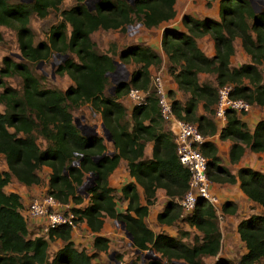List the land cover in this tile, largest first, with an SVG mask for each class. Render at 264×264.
I'll return each instance as SVG.
<instances>
[{
  "label": "trees",
  "instance_id": "obj_1",
  "mask_svg": "<svg viewBox=\"0 0 264 264\" xmlns=\"http://www.w3.org/2000/svg\"><path fill=\"white\" fill-rule=\"evenodd\" d=\"M62 1L0 0V26L14 31L19 52L18 61L7 56L0 60V154L7 167V171H0V264H99L92 259L108 248V239L95 235L93 252L87 254L84 249H77L70 239L71 228L66 225L49 229L47 238L30 237L27 218L20 214L19 196L13 192L6 194L3 188L11 177L25 186L39 184L35 171L41 166L50 169L46 193L57 201L79 205L86 197L84 208L71 206L69 209L75 215V223L84 221L91 232L98 233L105 216L123 222L135 249L139 252L151 249L159 254V259H164L163 263L152 259L143 264H176V261L204 264L202 258L215 256L220 248L215 209L198 198L193 209L181 217V208L175 199L187 189L188 172L177 161L171 134L159 117L154 95L150 93L144 105L132 106L129 113L118 101L126 96L129 88H147L148 69L160 64L159 55L141 44L123 48L118 60L137 68L127 82L117 83L112 93L104 96L106 75L114 70V60L108 53L98 52L90 38L97 29L122 30L132 23L147 29L156 27L174 17L175 0H98L93 7L87 6L84 0H72L74 4L59 10ZM259 1L218 0V20L184 14L180 21L185 31L162 30L160 47L169 63L168 73L177 89L188 94L180 103L169 91L173 114L185 122H195L204 137L216 133L210 116L218 86L229 84L232 97L264 108V84L258 69L259 65L264 67V6L257 5ZM51 10H59V22L49 27L48 40L33 43L30 16L43 18ZM206 34L213 41L211 57L205 56L195 44V38ZM235 38L240 40L250 62L230 68ZM53 55H65L55 68L57 74H65L72 81L64 91L40 85L41 76L33 70L38 62ZM199 72L213 73L215 87L199 83ZM14 76L20 80L17 87L3 81ZM199 102L203 115L195 113ZM82 103H88L99 114L111 137V154L96 161L95 156L107 151L102 136L83 137L74 126L69 110ZM218 138L232 142L228 153L231 164L237 162L243 147L264 154V119L258 120L250 132L237 114L228 110ZM147 141L152 142L151 157L145 159L143 148ZM199 150L206 158L210 182H238L240 191L262 208L259 214L241 218L235 231L245 249L238 264H264V173L241 166L235 175L231 174L220 164L214 144L207 139ZM120 158L126 161L134 182L142 187L145 204H139L135 184L128 182L121 187L119 197L127 201L126 207L123 212H116L114 189L108 186L107 177ZM74 161L76 165H72ZM89 173L95 175L94 183L81 192L78 188ZM156 188L164 189L168 197L156 221L171 225L183 219L200 234L194 236L191 244L184 241L187 230L177 229L171 236L154 233L144 224L147 206L154 202ZM219 210L221 214H233L235 204L225 201ZM55 239L63 245L49 257L48 243ZM213 264L228 262L218 258Z\"/></svg>",
  "mask_w": 264,
  "mask_h": 264
},
{
  "label": "crops",
  "instance_id": "obj_2",
  "mask_svg": "<svg viewBox=\"0 0 264 264\" xmlns=\"http://www.w3.org/2000/svg\"><path fill=\"white\" fill-rule=\"evenodd\" d=\"M206 2H207L206 0H175L174 5H173L175 15L172 19L165 21V22H161L156 27H151L148 29L144 28L139 23H136L135 24L137 27L136 31H137V33L141 34V41L139 44L147 46V47L151 48L153 51H155L161 59V62H160L161 66H163L164 64H167L168 60H167L166 56L164 55V53L160 47V39H161L162 30L165 28H169V29H175L178 31H185L182 24H181V21H180L181 16L184 14H188V15H190L194 18H198V19L211 18L213 20H218L219 19V16H218V0H209V2H207V3ZM100 31L111 32V31H117V30L97 29L94 32L97 33ZM94 32H92V33H94ZM92 33L90 34V38L92 37ZM195 44L202 51V53L205 56L211 57L214 55L213 41L208 34L203 35V36L198 37V38H195ZM232 46H233V54L229 57V67L230 68L238 67L239 65H241L243 63H249L250 62V57L243 51L241 44H240V40L238 38H235L232 41ZM154 68L155 67L150 66L148 69L149 73H150V71H153ZM204 75L211 76V82L210 81L208 82L205 80L200 81V79H203ZM161 77H162V80H163L166 88L168 89V92L173 91L177 95L178 91H180V90L177 89V86L174 83V81L172 80V78L170 77V75L165 73L164 71H162ZM199 77H200V79H199ZM214 77H215V75L213 73L199 72L197 74V79H198L199 83H202V82L208 83L209 85H211L213 87H215ZM175 99L178 100V98L176 96H175ZM124 101L127 102V106H126L127 110L126 111H127V113H129L132 105L128 102V100L126 98ZM180 103H182V102H180ZM201 104L202 103L199 102L197 105L196 112H195L196 115L205 114L203 112ZM237 117L242 122L245 123L246 127L251 132L255 123L258 120L264 119V108L260 107V106H251V109L248 112L237 113ZM210 118L216 127V133L211 135V136H207L206 139L211 141L214 144V146L216 148V155L220 159V164L223 165L224 167H226L228 169V171L233 175H235L237 168L241 167V166L249 167L253 170H257V171L264 173V154L260 153V152H252L247 147H243V152H242L241 156L239 157V159L237 160L236 163L231 164L229 162L228 153H229V148H230L232 142L228 139L220 140L218 138V133H219L220 129L224 126L225 119L224 120H216L213 118L212 115L210 116ZM151 147H152V142L147 141L144 145V148H143V158L146 159V158L151 157ZM0 171H7V167H6L4 158L1 154H0ZM40 171L43 172L45 175L40 176V173H41ZM35 172L40 179L39 184H40L42 191L44 192L47 188V178H48V174L50 172V169L46 166H41ZM128 182H134V179H133V177H131L129 175V173L127 171L126 161L123 158H120L118 160L115 168L111 171V173L107 177L108 186H110L111 188L114 189V196H115L114 201H115L116 212H123V210L126 207L127 201L123 200V199H119V201H117L118 200L117 198L120 197L121 187ZM39 184H35V185L31 184L29 186H25V185H22L19 182H17L15 180V178L11 177L10 181L3 188L4 193L7 194L10 192H13L19 196L20 202H21L20 214L25 219L27 218L25 216L26 215L25 214V208H26V205H27L28 200H29V194L35 193V191L38 190L37 186ZM134 184H135V190H136L137 195H138V202L140 205H144L145 200H144L143 189L139 184H137L135 182H134ZM210 190L220 200V205L225 201H229V202H232L235 204V212L233 214H230V215L229 214H222L224 217V223L226 226H227V222H231L234 220V219H232L234 217H235L234 226H236V224L238 223V221L241 218L248 216V215H246V216L242 217V214H244V213H242L243 212L242 209L244 207H246L248 210L250 207L255 208L256 207L255 205H258L256 203L250 201L240 191V189L238 187V182L231 183V184L230 183H214V182H211L210 183ZM167 200H168V197L165 195L164 189L156 188L155 189V200L151 205L147 206V215L143 219V221H144V224L146 225V227H148L154 233H155L156 229H157L156 231L160 230V227L172 228L174 230L175 226L173 224L174 223L179 224V220L175 221L171 225L160 224L156 221L157 213H159L163 209ZM68 204L73 205L75 207L84 208L87 204V199H84L82 201V203H80L79 205H74L71 202H68ZM109 220H111V219L108 218L107 216H105L103 218V222H107ZM42 222H43V219L40 217L26 219V223H27L26 227H27V230H28L30 237H31V233H33L37 229L36 225H38L39 223H42ZM76 225H78V226H75V228L71 229V231H70V239L74 243L75 247H81L82 245L79 243L84 244L85 240L83 238H81L82 234H87L88 236L91 237V240L93 239V237L95 235L104 236V234L102 233V228L99 230L98 233H94V232H91L87 228L84 221L76 223ZM185 225H187V224L184 223V228H183L184 230H186ZM159 232H157V233H159ZM168 235L174 236L175 234L173 235V233L169 232ZM53 244H54V249H55V248L61 247L63 245V242L59 239H55V241H53ZM48 247H49V245H48ZM90 250H91V252H93L92 241L90 243ZM90 250H87V251H90ZM85 252H86V250H85ZM100 253L101 252H99L98 254H100Z\"/></svg>",
  "mask_w": 264,
  "mask_h": 264
},
{
  "label": "rangeland",
  "instance_id": "obj_3",
  "mask_svg": "<svg viewBox=\"0 0 264 264\" xmlns=\"http://www.w3.org/2000/svg\"><path fill=\"white\" fill-rule=\"evenodd\" d=\"M86 5L91 7L93 0H84ZM131 1V0H129ZM209 2V0H206ZM206 2V3H207ZM74 4L72 0H63L61 4L59 5V10L63 8H67ZM263 4L262 0H260L257 5L261 6ZM59 10H51L49 13L43 17V18H38L35 15H31L29 19V26L32 30L33 34V43H37L40 40L46 41L48 40V30L49 27L58 23L60 20L59 16ZM136 23H132L131 25L127 26L125 29L122 30H117V31H111V32H105V31H100L97 33H92L91 40L94 43L95 49L98 52L101 53H108L113 60H115L118 63H121L118 60V53L125 48L126 46L132 45V44H139L141 41V34L137 33V27L135 25ZM0 60L2 57L7 56L10 57L14 61H18V49L15 41V36H14V31L10 28L0 26ZM70 57L74 58L73 54H68ZM61 59L57 57L56 55L50 56L46 61H42V63L38 62L35 66H33L34 73L36 75L41 76L39 82L40 85L46 88H54L60 91H64L68 86L72 85V81L68 78L67 75L65 74H57L55 72V68L59 64ZM169 63L164 64L161 66L160 64L158 66H155L154 70H160L164 71L165 73H168V68ZM123 70L120 66H118V69L116 71V76H110L107 74L106 76V84H105V89L103 90V95L104 96H109L112 93L111 89L115 83L113 80H118V82H127L130 74L133 70L137 68L136 65L132 63H127L123 64ZM32 68V66H31ZM115 69V65H114ZM258 69L262 75V83L264 84V67L262 65L258 66ZM153 70V71H154ZM153 71H150L153 72ZM203 76V79H200V81L205 80V81H210L211 82V76ZM123 77V79H122ZM124 77H126L124 79ZM3 81L12 87H17L19 85V78L18 77H5L3 78ZM203 83V82H202ZM114 88V87H113ZM172 92V97L175 98V96L178 98L180 102H184L188 94L183 92V91H178L177 95ZM125 96L120 97L118 101L125 107L127 110V102L124 101ZM2 110V106L0 105V111ZM70 113L72 115V121L73 119H76L80 124H87L90 126L95 125L96 128V134L99 136H102L101 129L99 127L100 123V117L99 114L93 111L88 103H82L79 106H72L69 108ZM164 124V123H163ZM192 124H195V122H192ZM103 138V142L106 146L107 151H112V146L109 141H106ZM76 165V164H74ZM41 172V171H40ZM45 174L43 172L40 173V176H44ZM48 179V178H47ZM42 180V179H41ZM43 182V181H42ZM89 185V182L86 183V186ZM38 190L35 191V193H30L29 194V200H32L37 197V195H42L43 193H46V190L43 192L40 184L37 186ZM40 189V190H39ZM80 190H84L83 188ZM215 195V194H214ZM216 196V195H215ZM217 198V196H216ZM86 199V197H85ZM119 201V198H117ZM218 203L220 204V200L217 198ZM28 204V203H27ZM68 206H73L68 204ZM255 208H249L247 210L246 207H244L242 210L244 214H242V217L256 213L259 214L262 212V209L258 206L255 205ZM219 208V207H217ZM184 214L182 213L183 217ZM184 218V217H183ZM235 220V217L232 218ZM183 219L179 220V224H173L175 226V229L173 230L172 228H162L160 227V230L156 231L157 232H164L166 234L173 233L176 234L177 229H182L184 230V221ZM234 220L231 222H227V226L224 223V217L221 215V219L218 220V227L220 231V248L218 253L215 256H205L202 258V261L204 264H213L214 261L218 258L225 259L228 264H238V259L240 255H242L245 252L244 245L240 240L238 239V236L235 231V226H234ZM44 223V220L42 223H39L36 225V230L31 233V238L38 236V237H43L47 238L48 231L47 232H42V224ZM78 226V225H76ZM102 233L104 236L108 239V248L106 252H101L92 259L93 263H99V264H143L146 261L152 260L150 258H145L142 254H145L147 250L140 251L138 253L135 252V248L129 244L128 238L124 235V231L120 228V224L114 220L111 219L107 222L102 223ZM185 228L188 232V236L184 238V241L186 243L191 244L192 241L194 240V236L200 235L197 231H195L192 227H189L188 225H185ZM81 238H83L84 244L79 243L82 246L81 247H76L77 249H84L86 250L87 254L91 253L90 250V243H91V237L88 236L87 234H82ZM52 240L51 242L48 243L49 247L47 249L49 257L52 256L55 250L58 248L54 249V244ZM74 244V243H73ZM90 250V251H87ZM153 254L159 257V254L153 251ZM120 256V258L116 257ZM161 263L164 262L163 258L159 259ZM176 264H185L182 261H176Z\"/></svg>",
  "mask_w": 264,
  "mask_h": 264
},
{
  "label": "built area",
  "instance_id": "obj_4",
  "mask_svg": "<svg viewBox=\"0 0 264 264\" xmlns=\"http://www.w3.org/2000/svg\"><path fill=\"white\" fill-rule=\"evenodd\" d=\"M231 91L232 86L229 84L216 87V101L212 113L214 119L224 120L228 110L237 114L251 109V105L245 100L232 97ZM150 93L156 99L160 119L171 134L177 161L188 172L187 189L181 197L175 199L176 204L186 215L193 209L196 200L202 198L215 209L217 219L220 220L222 215L219 210L220 204L210 190L211 182L206 174V158L199 150L200 144L206 140L207 136L204 137L199 132L196 124L185 122L174 116L172 99L162 80L160 70L150 73L146 89L129 88L125 98L132 106L144 105ZM70 207L68 203H60L51 195L43 193L28 202L25 216L27 219L42 218L44 220L42 232L62 225L73 229L76 226L75 215L69 210Z\"/></svg>",
  "mask_w": 264,
  "mask_h": 264
},
{
  "label": "water",
  "instance_id": "obj_5",
  "mask_svg": "<svg viewBox=\"0 0 264 264\" xmlns=\"http://www.w3.org/2000/svg\"><path fill=\"white\" fill-rule=\"evenodd\" d=\"M21 1H24V2H31L32 0H21ZM98 0H93V3H92V7H93V4L94 3H96ZM129 1V0H128ZM132 1V0H131ZM131 1H129V2H131ZM85 2V1H84ZM251 2V4H252V6H254L253 5V1H250ZM262 2H263V6H264V0H262ZM88 9H89V7H88ZM256 10V9H255ZM57 57H59L60 59H62V58H64L65 57V55H63V56H61V55H56ZM40 63H42V62H40ZM113 64L115 65V69L112 71V72H110V73H108L110 76H113V75H115L116 76V71H117V69H118V66H120L121 68H122V70H123V64L122 63H118V62H116L115 60L113 61ZM126 77H124V79H125ZM122 79H123V77H122ZM113 82L115 83V85L117 84V83H119L118 82V80H113ZM121 82V81H120ZM114 85V86H115ZM113 86V87H114ZM113 87L111 88V89H113ZM73 124H74V126L79 130V132H80V134L83 136V137H85V138H89L90 136H92V135H95L97 132H96V126L95 125H93V126H90V125H87V124H80L76 119H73ZM99 127H100V129H101V132H102V136L104 137V139L106 140V141H111V137H110V133H109V131L103 126V124L100 122L99 123ZM105 154H111V152H109V151H106V152H103L100 156H95L93 159H94V161H96L98 158H101L102 156H104ZM74 164H77V162L76 161H74L73 163H72V165H74ZM94 179H95V175L93 174V173H89L86 177H85V179L83 180V182H82V184L79 186V188H78V190L79 191H81V192H83V191H85L89 186H91L93 183H94ZM87 182H89V186H86V183ZM84 189V190H80V189ZM119 224H120V228L124 231V235L128 238V240H129V244H131V241H132V238H131V235L129 234V233H127L126 231H125V229H124V224H123V222H119ZM135 252L136 253H138L139 252V250L138 249H135ZM146 259L147 258H150V259H153V260H159V257L158 256H156V255H154L153 254V250H147V252L145 253V254H142Z\"/></svg>",
  "mask_w": 264,
  "mask_h": 264
}]
</instances>
